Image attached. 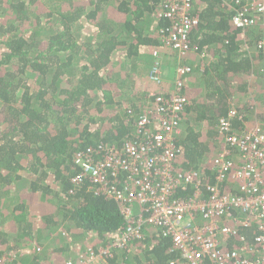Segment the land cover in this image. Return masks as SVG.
Instances as JSON below:
<instances>
[{"label": "trees", "instance_id": "obj_1", "mask_svg": "<svg viewBox=\"0 0 264 264\" xmlns=\"http://www.w3.org/2000/svg\"><path fill=\"white\" fill-rule=\"evenodd\" d=\"M156 1L0 0V255L15 254L16 264L50 263L51 255L63 260L84 251L76 241L96 248L123 228L114 201L92 194L87 183L73 186L70 178L77 152L132 139L155 89L144 84L147 67L139 58L160 45L169 26L154 15ZM197 1L201 22L190 45L209 61L192 66L185 80L177 163L210 178L217 119L238 105L251 121V106L258 105L252 88L258 84L264 95V48L257 44L264 26L237 29L218 0ZM123 86L138 94L120 97ZM233 96L244 97L242 106ZM233 125L240 129L238 121ZM255 228L242 234L250 239ZM176 257L170 238L148 228L106 264H168Z\"/></svg>", "mask_w": 264, "mask_h": 264}, {"label": "built area", "instance_id": "obj_2", "mask_svg": "<svg viewBox=\"0 0 264 264\" xmlns=\"http://www.w3.org/2000/svg\"><path fill=\"white\" fill-rule=\"evenodd\" d=\"M218 2L230 12L233 27L264 26V0ZM154 15L169 26L159 35L160 45L150 50L153 62L146 76L155 89L148 91L135 119L132 139L77 152V171L70 178L73 186L87 183L92 194L114 201L123 228L104 245L95 248L89 242L75 257L41 264H106L115 249L128 250L148 228L168 236L178 252L168 264H264V117L260 120L253 107L250 122L238 105L231 106L215 124L211 177L198 169H179L178 138L188 105L184 84L193 71L188 59L198 53L190 33L200 16L194 0H157ZM257 44L264 48V39ZM166 50L176 58L170 89L162 87ZM232 100L242 106L244 97ZM251 227L256 228L249 239L242 231ZM15 259L3 253L0 264H16Z\"/></svg>", "mask_w": 264, "mask_h": 264}, {"label": "crops", "instance_id": "obj_3", "mask_svg": "<svg viewBox=\"0 0 264 264\" xmlns=\"http://www.w3.org/2000/svg\"><path fill=\"white\" fill-rule=\"evenodd\" d=\"M197 0H194V10L197 12V13H199V8L201 7L200 6V3H198V1L196 2ZM218 4H219V8H220V10L222 11V12H229V11H227L219 2H218ZM199 9V10H198ZM230 13V12H229ZM228 13V14H229ZM201 17V16H200ZM200 20H201V18H200ZM201 22V21H200ZM149 48V47H148ZM146 48L145 50L146 51H143V53L140 55V58H139V61H140V63H142V65L143 64H145V67H147L146 68V74H145V76H144V80H146V75H147V72H148V70H149V66H150V64H151V61H152V56H151V54H150V50H151V48ZM199 54L200 53H196L195 55H193V57H189V59H188V62L189 63H191V65L192 66H195L196 64H199L200 66H204V64L206 63V62H208L209 61V58L208 57H206V54L205 53H203L204 54V56L203 57H200L199 56ZM166 57H167V54H166V52L165 53H163L162 54V63H163V65L165 64V62L167 61L166 60ZM175 57V56H174ZM191 58V59H190ZM141 60H142V62H141ZM144 60H146V62L145 63H143V61ZM141 65V64H140ZM175 65H176V61L173 63V66L171 67V72L169 73V74H164V77H165V81H164V83H163V85H162V87L163 88H166V89H170L171 87H172V78L174 77V68H175ZM168 75V76H167ZM188 78V77H187ZM187 80V79H186ZM154 87V86H153ZM257 87H258V84H257ZM252 88V90H257L258 91V89L259 88ZM254 94H255V92H254ZM123 96H125V94H121L120 95V97H123ZM257 96L259 97V98H262V93H261V95L259 94H257L256 95V97L255 98H257ZM234 97V96H233ZM233 97H231V99H233ZM258 106L259 105H252L251 106V108H253V107H256V108H258ZM252 118V117H251ZM250 118V119H251ZM252 120H253V118H252ZM251 120V121H252ZM250 121V122H251ZM58 233V231H55L51 236H54V235H56ZM55 240V239H54ZM77 242V244H76V247L77 248H80L81 246V248H84L86 245H87V243L89 242V241H85V243L84 242H82V241H76ZM34 247H36V246H34ZM124 250H120V249H115L114 250V257L115 256H118L120 253H122ZM34 253H36V254H39L40 256H42L43 254H44V250H43V248H41V251L40 252H36L35 251V249H34ZM18 257H22L24 254H23V252L21 253H18ZM74 255H76V254H74ZM52 256V258H49V262L50 263H61L63 260H64V257H62V259L63 260H60L59 258H61L59 255H56V256H53V255H51ZM49 257V256H48ZM68 257H70V256H67V257H65V259L66 258H68ZM71 257H74V256H72L71 255ZM58 260H60V261H58ZM23 261H25V259L23 260Z\"/></svg>", "mask_w": 264, "mask_h": 264}, {"label": "rangeland", "instance_id": "obj_4", "mask_svg": "<svg viewBox=\"0 0 264 264\" xmlns=\"http://www.w3.org/2000/svg\"><path fill=\"white\" fill-rule=\"evenodd\" d=\"M166 54H167V57H166V62H165V64L163 65V72H164V74L166 75V74H169L171 71V67L173 66V63L176 61V58L174 57V54L172 53V52H169L168 50H166ZM191 59V58H190ZM141 67V66H140ZM168 76V75H167ZM147 78V77H146ZM139 79H141V78H139ZM144 84L145 85H147V87H153L154 85L151 83V82H145L144 81ZM144 85V86H145ZM130 87V86H129ZM122 91H123V94H125V96H126V99L127 100H129L130 99V96H133L134 94L135 95H137L138 94V90L136 89V90H129L128 88L126 89V86H123V88H122ZM254 92H255V95H261V89H258V91L257 90H253ZM133 94V95H132ZM254 101L259 105L258 106V111L260 112L261 110H263V104L262 103H264V95H262V98L261 99H257V98H255L254 99ZM194 123H193V121L191 122V125H193Z\"/></svg>", "mask_w": 264, "mask_h": 264}]
</instances>
